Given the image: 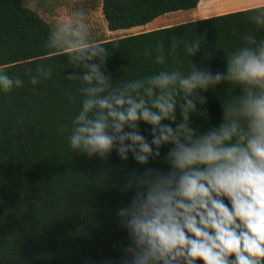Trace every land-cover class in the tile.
<instances>
[{
	"label": "clouds",
	"instance_id": "1",
	"mask_svg": "<svg viewBox=\"0 0 264 264\" xmlns=\"http://www.w3.org/2000/svg\"><path fill=\"white\" fill-rule=\"evenodd\" d=\"M249 11V19L264 28V2ZM89 35L84 14L76 12L50 31L45 45L83 70L67 75L81 83L83 97L68 136L71 148L101 160L115 150L125 162L131 154L148 165L171 146L163 157L167 173L150 167L129 172L121 186L134 195L117 210L129 238L119 264H264V39L247 35L245 46L227 54L224 73L192 62L187 73L165 68L113 85L102 70L108 48ZM181 47L193 57L201 42L172 37L169 53L177 63ZM155 53L156 63L165 65L162 44ZM144 55L151 58L153 51L145 48ZM51 77L52 69L40 64L30 83ZM224 82L237 84L243 95L224 102L218 127L199 133L191 125L193 114L206 115L197 107L207 103L201 92ZM21 86L19 77L0 68V92ZM141 122L151 126V141L141 133Z\"/></svg>",
	"mask_w": 264,
	"mask_h": 264
},
{
	"label": "trees",
	"instance_id": "2",
	"mask_svg": "<svg viewBox=\"0 0 264 264\" xmlns=\"http://www.w3.org/2000/svg\"><path fill=\"white\" fill-rule=\"evenodd\" d=\"M200 1L103 0L102 15L108 30L116 32L195 10ZM250 9L99 40L109 56L102 70L111 74L113 85L165 68L187 73L192 62L224 73L227 54L245 46L247 35L264 39V28L249 19ZM52 30L24 0H0V68L23 81L11 93L0 92V264H105L106 260L119 264L121 246L129 238L120 227L117 210L134 195V190L124 192L121 186L129 172L143 173L150 167L167 173L163 157L171 146L162 147L161 158L148 165L139 164L131 154L125 162L115 150L107 160L75 152L68 136L82 107V85L67 75L83 70L73 69L66 56L46 48ZM172 37L198 39L200 51L190 57L179 48L177 63L169 53ZM158 44L165 49V65L156 63ZM145 48L153 51L151 58L144 55ZM40 64L52 69V77L32 85L30 77ZM201 94L207 103L197 107L206 115L193 114L191 127L204 133L223 122L222 105L235 102L243 89L224 82ZM164 123L176 127L171 121ZM140 131L152 140L150 125L141 122Z\"/></svg>",
	"mask_w": 264,
	"mask_h": 264
},
{
	"label": "rangeland",
	"instance_id": "3",
	"mask_svg": "<svg viewBox=\"0 0 264 264\" xmlns=\"http://www.w3.org/2000/svg\"><path fill=\"white\" fill-rule=\"evenodd\" d=\"M103 0H24L25 6L36 11L52 29L70 18H75L76 12H82L89 28V38L92 40H110L129 35L153 31L170 25L186 23L193 19L194 11H181L164 15L153 22L140 27L111 32L107 28L102 15ZM225 6V11H234L250 7L253 0H219ZM204 2L201 4L203 6ZM216 6V5H215Z\"/></svg>",
	"mask_w": 264,
	"mask_h": 264
},
{
	"label": "crops",
	"instance_id": "4",
	"mask_svg": "<svg viewBox=\"0 0 264 264\" xmlns=\"http://www.w3.org/2000/svg\"><path fill=\"white\" fill-rule=\"evenodd\" d=\"M204 2L203 6L201 7V4ZM222 1L219 0H201L198 7L194 11L193 14V19L187 20L184 22H191V21H196V20H201V19H206L214 16H219L223 14H227L230 12H235V11H241L249 8H254L257 6V4L264 2V0H253L250 2V7L245 8V9H240V10H234V11H225L224 8L225 6L223 4H220ZM216 5V6H215ZM173 26V25H170Z\"/></svg>",
	"mask_w": 264,
	"mask_h": 264
}]
</instances>
